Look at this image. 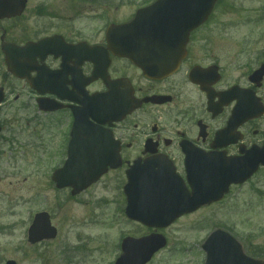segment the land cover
I'll return each instance as SVG.
<instances>
[{
  "label": "flooded vegetation",
  "instance_id": "flooded-vegetation-1",
  "mask_svg": "<svg viewBox=\"0 0 264 264\" xmlns=\"http://www.w3.org/2000/svg\"><path fill=\"white\" fill-rule=\"evenodd\" d=\"M49 1L28 0L20 15L0 19V123L8 128V141L23 137L19 143L40 150L54 169L68 161L76 169L108 162L106 173L79 194L56 188L58 202L91 203L99 210L116 193L124 208L133 170L146 184L191 191L197 178L217 184L234 162L258 166L222 200L186 217L222 204L264 171V34L235 33L237 6L216 2L185 45L164 31L151 35L153 57L181 54L172 51L175 44L185 49L175 69L151 76L113 51L121 45H111L106 34L108 3L96 8L77 0ZM164 1L137 0L135 11L113 21L128 22L148 6H154L149 13L156 26L200 15L197 9L187 12L185 0ZM256 18L250 24H264V9ZM3 42L22 48L11 54L10 68Z\"/></svg>",
  "mask_w": 264,
  "mask_h": 264
},
{
  "label": "rangeland",
  "instance_id": "rangeland-1",
  "mask_svg": "<svg viewBox=\"0 0 264 264\" xmlns=\"http://www.w3.org/2000/svg\"><path fill=\"white\" fill-rule=\"evenodd\" d=\"M77 1L96 3V8L109 2L111 17L116 20L132 12L137 4V0ZM225 2L238 8L240 22L235 33L264 34V24H250L251 18H256L258 10L264 8V0ZM116 6L118 11H114ZM231 29L234 31L229 28L228 33H233ZM8 134L7 128L0 141V264L8 259L18 264H113L120 251L116 248L119 237L151 231L121 215L122 202L116 193H110L109 203L99 210L91 203L58 202L50 181L53 163L44 160L40 150L22 146L19 141L24 140L23 137L10 146ZM41 210L50 213L58 236L30 245L27 230L34 214ZM218 227L234 232L249 251L264 252V171L238 193L234 191L222 204L181 218L161 230L168 238V245L149 264H204L202 243Z\"/></svg>",
  "mask_w": 264,
  "mask_h": 264
},
{
  "label": "water",
  "instance_id": "water-1",
  "mask_svg": "<svg viewBox=\"0 0 264 264\" xmlns=\"http://www.w3.org/2000/svg\"><path fill=\"white\" fill-rule=\"evenodd\" d=\"M203 3L206 2L207 12L210 11L212 5L216 0H203ZM25 3L24 0H0V16L4 17L6 13H15L17 7L10 6V4ZM204 8V7H203ZM8 15V16H9ZM137 27V19H134L132 22L123 25L117 26L112 25L110 27V32L113 33L121 28L122 30H132L131 33L140 34ZM193 25H183L181 26L178 33L188 34L189 31L193 28ZM120 31V32H121ZM124 32V31H122ZM146 33H152L150 28L145 30ZM134 44V42H131ZM6 54L9 51L7 45L3 46ZM157 67V66H155ZM152 64H144L145 69L155 70ZM1 131V127H0ZM254 170H242V169H233V177L228 180L225 185L222 186V189H226L228 185L233 182H243L246 180ZM60 171L54 173L53 179L56 181L60 180ZM144 190L146 188H143ZM160 189V188H159ZM197 193H200L197 190ZM168 194L161 189L158 192H153L146 198H143L142 201L137 202L138 200L135 197L129 198L128 205V214L142 221L148 225H154L159 227H164L169 225L176 217L181 215L186 211H190L203 203L204 198H192L193 195L189 194L177 195L178 198H173L176 196L167 197ZM45 220V222H44ZM48 223V216L46 214H39L36 217L34 222V227L30 233V239L32 241H37L44 237H53L56 235V230L49 229L46 224ZM166 245V239L161 235H151L141 239L140 241H134L131 244L130 255L123 256L118 259L116 264H145L152 257L153 253ZM206 248L209 251V257L207 264H255L254 261L247 258L242 250L240 245L230 237L228 234L223 231L215 232L206 243ZM7 264H16L14 261H9Z\"/></svg>",
  "mask_w": 264,
  "mask_h": 264
}]
</instances>
